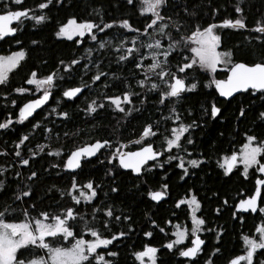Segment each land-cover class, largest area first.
<instances>
[{
    "label": "snow or ice",
    "instance_id": "snow-or-ice-1",
    "mask_svg": "<svg viewBox=\"0 0 264 264\" xmlns=\"http://www.w3.org/2000/svg\"><path fill=\"white\" fill-rule=\"evenodd\" d=\"M0 2L3 3L4 8L0 13V41L7 37L15 38L18 28L22 27L26 21L33 22L34 27L45 23L49 17L43 12L51 4L56 3L63 6L62 0H42L35 5V8L21 7L11 10L9 5L22 6L24 0H0ZM243 2L244 0H237L233 6L236 13L235 19H224L219 24L210 22L206 26L195 24L188 27L182 17H195L197 15L195 5L180 6L173 4L172 0H126L127 5L132 6L140 16L145 17L142 29L134 27L127 18L104 22L101 17L100 22L97 23L94 20H78L75 16H69L64 22L59 23L53 32L55 39L72 41L80 45L81 39L87 37L95 43L94 47L85 49L83 59L87 62L83 64L81 71L88 75L92 68H97V71L90 75L89 81L79 86L64 88L61 92L64 99L73 100L78 97V94H82L83 89H90L97 81H100L101 77H108L109 74L99 70L98 66L103 59L102 54L107 53L109 56L115 54L114 60L118 65L131 62L138 71L141 78L135 79L134 77V83L141 91H131L132 85L125 81V90L120 95L103 97L111 110L114 113H120L122 119L127 118L132 112L139 111L132 103V96L138 97L139 102L144 104L146 94L158 93L157 104L165 105L167 102L168 115H161L159 121L144 125L137 137L126 143L111 139H96L92 143L75 147L66 156H61L59 149L49 150L46 153L47 156L61 157V163H50V167L65 172H75L77 169H82L85 162H90L92 157H96L97 153L107 150L106 162L112 165L106 170L105 175L107 176H112L116 169H120L130 172L139 179L145 172H151L154 168H163L164 165L171 166L172 161H176L174 166L182 173L179 179L184 180L189 175L190 169H196L205 163L203 158H192V152L185 147V144H193L191 130L200 125L196 119L184 122V117L175 104L183 98V94L197 90L196 76L200 74L206 77L203 88H214L216 95L225 101L234 97V94L255 97L259 93L264 98V20L257 19L255 25L249 28L242 16ZM170 7L176 10L177 15L165 14ZM189 8L192 10L190 11ZM210 13L214 17L217 9L211 8ZM94 14L99 16L100 10L96 9ZM13 22L18 27H11ZM112 28H119L123 30V33L131 35L118 34L110 39L98 37V33H104ZM217 28L255 33L254 36H246L245 40H254L260 46V59L254 62L236 60L231 49L220 50L221 36L215 31ZM15 43L20 44L21 41L16 39ZM31 43L35 45L38 42L32 40ZM129 44L131 46H128ZM94 52L95 57H93ZM25 58L26 52L23 48L0 55V86L9 83V73L17 69ZM80 65L81 58L73 57L67 62L60 60L57 71L44 76H39L37 71L32 70L24 83L34 86L35 91L42 92V94L20 106L15 121L11 118L0 121V130H6L14 123L22 124L31 117L49 100L51 89L56 87L55 81L65 78L61 73L67 74L71 79L74 67ZM218 71L225 72L226 77L217 79L214 74ZM112 78L118 79L114 76ZM105 87L108 85L105 84ZM12 91L23 94L28 89L16 87ZM12 104H16V101L13 100ZM104 107V103H97L93 99L83 110L91 116L97 112V109ZM51 113L61 119L67 117L66 112H57L56 108L51 109ZM220 113L221 109L217 104L211 103L204 108L203 116L215 120ZM245 114V108H240L238 117H243ZM47 116L48 114H45L44 118L47 119ZM188 116H192L191 111L188 112ZM256 118L264 123V111H260ZM161 121L164 123H160ZM168 122L171 123V127L166 126ZM39 126L38 122L33 124L32 128L35 130ZM160 128L164 131L161 132ZM43 131L48 133L50 130L45 127ZM186 133L187 136H185ZM65 135L68 134L65 133ZM153 138H157L158 143L153 141ZM28 140V135H21L14 145L16 151L13 155L18 158L19 165H29V159L22 157L20 151L21 146L25 145ZM129 145L136 147L133 150ZM46 147L47 145L37 144L35 150L29 148L30 157L34 159ZM0 155H6V153L0 152ZM99 162L104 163V161ZM12 167V164L8 165L9 169ZM216 167L224 177H228L234 169L239 171L244 180H248L252 175L250 169L257 174L250 194H244L242 191L238 194L241 198L234 200L232 218L243 222L245 219L243 214H256L252 218L254 221L259 219L260 222L254 223V229L250 234H241L242 254H237L226 262V264H256V257L264 256V251H262L264 250V139L245 133L238 151L219 155L216 159ZM6 171L7 169L0 171V176H4ZM20 175L21 173L16 171L13 179ZM35 178H38L35 171L27 176L28 181H33ZM3 185L4 180H0V191L3 190ZM100 187V184H95L92 180L80 184L73 176L70 185L64 190L55 189L61 198H67L72 202L70 206L62 208L58 214L41 211L33 216L25 210L19 222L6 221L5 216L8 209L5 206V211L0 212V264H114V261L108 258L116 257L118 253L110 250L109 245H113L114 241L126 236L127 233L121 231L113 233L110 237L103 236L95 226L99 223L97 217H100L102 212L100 219L103 221L105 230L109 229L113 219L116 222L121 220L129 222L130 217L116 215L111 205L101 204L91 207L93 222L90 223L85 215L74 207L81 204L93 205L98 195L97 189ZM117 191V187L111 188V192L116 193ZM30 192L31 189L26 184L23 189L14 193V200L31 199ZM146 195L152 202H161L168 195L167 183H161L157 189H148ZM215 195L217 194L214 192L213 196ZM222 203L228 205L227 200H223ZM28 207L33 208L34 205L29 204ZM174 207L185 213V218L190 221V227L165 220V225H170L172 228L171 233L168 234L165 232V227H160L153 220L151 228H158L166 236L170 235V238L161 245L163 249L188 261H193L199 256L202 245L205 244L200 234L209 231L214 232L217 238H221L223 229L206 227L205 218L197 215L202 209V204L191 188L185 196L175 201ZM214 211L219 215L221 210L217 208ZM77 220L82 222L79 233L73 230V224ZM132 230L129 223L128 232ZM143 235L148 238L153 235V232L145 231ZM86 237H91V239ZM186 240H190V244H185ZM158 251L157 247L145 244L142 250L134 251L132 256L136 264H157ZM219 251V248H213L212 254ZM205 264H215L212 256L205 260ZM259 264H264V259H259Z\"/></svg>",
    "mask_w": 264,
    "mask_h": 264
},
{
    "label": "trees",
    "instance_id": "trees-1",
    "mask_svg": "<svg viewBox=\"0 0 264 264\" xmlns=\"http://www.w3.org/2000/svg\"><path fill=\"white\" fill-rule=\"evenodd\" d=\"M40 2L42 0H24L22 6L11 4L9 8L11 10L21 7L35 8V5ZM172 3L180 6L195 5L197 13L195 17H182L188 27L195 24L206 26L210 22L219 24L224 19L236 18L233 6L237 0H172ZM62 4L63 6L53 3L44 10L43 14L49 19L42 25L34 27L33 22L26 21L22 27L18 28L15 38L0 41V54L10 53L21 48L26 52L25 60L17 69L9 73V83L0 86V121L7 118L15 121L21 103L35 97L33 87L30 93L26 91L23 94H18L12 91L16 87L28 89L24 81L32 70L37 71L39 76H44L57 71L60 60L67 62L73 57L81 58V65L74 67L71 79L67 74L61 73L65 77L62 82H59L63 86L62 90L89 81L90 75L97 71V68H92L88 75L81 71L83 64L87 62L83 59L85 49L94 46L87 37L81 39L80 45H76L72 41L54 38L53 32L57 25L64 22L69 16H75L78 20L90 19L97 23L100 22L101 17L104 22L127 18L134 27L141 29L145 22V17L140 16L132 6L127 5L126 0H62ZM211 8L217 9L214 17L210 13ZM96 9L100 10L99 16L94 14ZM243 9L242 16L249 28L255 25L257 19L264 20V0H244ZM3 10V3L0 2V12ZM189 10L192 9L189 8ZM165 14L177 15L176 10L171 7ZM215 31L221 36L220 50L231 49L234 52V59L253 62L260 59V46L254 40H245L246 36H254L255 33L227 28H217ZM118 34L131 35L123 33V30L119 28L108 29L97 35L100 39H110ZM16 39L21 43L16 44ZM141 39L144 38L141 37ZM32 40H36L38 43L33 45ZM102 55L103 59L98 68L108 73V77H101L100 81H97L90 89H83L82 94L73 100H66L61 93L56 92L53 97H59V104H53L51 101L46 108L36 113L32 120L22 124L14 123L8 129L0 130V152L6 153V155H0V171L7 169L5 175L0 176V180H4L3 190L0 191V212H4L5 206H7L6 221L19 222L23 218L22 213L25 210L33 216L41 211L58 214L62 208L70 206L72 202L67 198H61L55 189L64 190L70 185L72 177L75 176L80 184L92 180L95 184L101 185L97 189L98 195L94 199L93 205L74 206L85 215L90 223L93 222L91 207L101 204L111 205L116 215L130 217L129 222L123 220L116 222L113 219L107 230L103 229V221L100 219L102 212L100 217H97L99 223L95 226L103 236L110 237L113 233L121 231L127 233L126 236L114 241L113 245H109L110 250L118 253L116 257L108 258L113 260L114 264H136L132 253L142 250L145 244L159 249L157 264H205V260L209 256H212L215 264H226L228 259L242 254L241 234H250L254 229V223L260 221L259 219L254 221L252 214H243L245 217L243 222L234 220L232 209L234 200L241 198L239 193L243 191L244 194H250L253 190L257 174L250 170L252 175L248 180H244L239 172L224 177L215 167V161L219 155L229 154L240 146L245 133L254 134L264 139V123L256 118L260 111H264V98L259 93L255 97L239 94L227 102L219 101L213 88H203L206 78L204 74L196 76L197 90L183 94V98L176 102L175 107L184 117V122L196 119L200 125L191 130L193 144H185V147L192 152V158H203L205 163L196 169H190L189 175L184 180L179 179L182 173L180 169L175 168L176 161H172L171 166L164 165L163 168H154L151 172H145L139 179L130 172L120 169H116L112 176H107L105 175L106 170L112 167L106 162L107 150L99 152L96 158L85 162L83 168L77 169L75 172L53 169L50 167V163H61V157L47 156L46 153L49 150L59 149L61 156H66L75 147L92 143L96 139H111L126 143L128 140L136 138L144 125L159 121L161 115H168V103L157 104L158 93L146 94V103L144 104L139 102L138 97L132 96V103L139 111L132 112L127 118L122 119L120 113H114L103 97L105 95H120L125 90V81L132 85L131 91L140 92L141 90L134 83V77L135 79L141 77L131 62L118 65L114 60L115 54L109 56L104 53ZM95 56L94 52L93 57ZM214 75L216 78H223L225 72L218 71ZM113 76L118 79L112 78ZM105 84L108 87H105ZM93 99L97 103H104L105 107L97 109L96 113L89 116L83 109ZM13 100L16 101V104H12ZM211 103H216L221 109V113L215 120L203 116L204 108ZM242 107L245 108L246 114L243 117H238ZM53 108H56L57 112H66L67 117L61 119L52 114L51 109ZM189 111L192 112V116H188ZM45 114H48L47 119L44 118ZM38 122L40 126L33 130L32 125ZM166 126L171 127L172 125L168 122ZM45 127L50 130L48 133L43 131ZM159 130L164 131L163 128ZM65 133L68 135L66 136ZM21 135L29 136V140L20 149L22 157L28 158L30 161L28 166L19 165L18 158L13 155V152L16 151L14 145ZM156 142L158 143V140ZM37 144L47 145V147L32 159L28 149L35 150ZM135 147L131 146L130 148L134 149ZM99 161H104V163L101 164ZM9 164L13 165L11 169L8 168ZM16 171H19L21 175L13 179ZM32 171L37 173L38 178L28 181L27 176ZM162 177L163 179H161ZM161 183H167L168 195L162 202L153 203L147 198L146 192L148 189L159 188ZM26 184L31 189V199L14 200V193L23 189ZM112 187H117L118 191L111 192ZM190 188L202 204V209L197 215L205 218L206 227L218 230L222 228L223 232L221 238H217L214 232L209 231L200 234L201 238L205 240L201 253L193 261H186L161 247L170 238V235L166 236L158 228L152 229L151 221L154 220L160 227H165V232L168 234L171 233L172 228L170 225H165V220L190 227V221L185 218V213L174 207L175 201L185 196ZM214 192L217 195L213 196ZM223 200H227L228 205H224ZM29 204L34 207L29 208ZM217 208L221 210L219 215L214 211ZM81 223L79 220L74 222V232L81 231ZM129 223L133 229L131 232H128ZM145 231H152L153 235L146 238L143 235ZM189 243L188 240L186 244ZM213 248H219L220 251L213 255ZM259 259H264V256L256 257V264H259Z\"/></svg>",
    "mask_w": 264,
    "mask_h": 264
},
{
    "label": "flooded vegetation",
    "instance_id": "flooded-vegetation-1",
    "mask_svg": "<svg viewBox=\"0 0 264 264\" xmlns=\"http://www.w3.org/2000/svg\"><path fill=\"white\" fill-rule=\"evenodd\" d=\"M222 72V71H221ZM226 77V73H225V76L223 77V78H217V79H224ZM59 82H62V80H60V79H57L56 81H55V84H56V87H54L53 89H51V92H52V97H51V99H50V102L49 103H51V101L53 102V104H57V100H59V97H53V95L56 93V92H59V93H61L62 92V84H60ZM28 86V92L30 93L32 90H31V88H32V86H30V85H27L26 84V87ZM214 89V88H213ZM42 94V92H37V93H35V97H33V98H31V99H35V98H37V97H39L40 95ZM216 94V93H215ZM217 96V95H216ZM218 98V97H217ZM31 99H29V100H31ZM29 100H27V101H29ZM219 101H225V100H220V99H218ZM27 101H25L24 103H26ZM60 101V100H59ZM229 101V100H228ZM225 102H227V101H225ZM24 103H21V105L20 106H22ZM19 106V107H20ZM55 106V105H54ZM19 107H18V110H19ZM127 107V106H126ZM18 110H17V113H18ZM33 118V117H32ZM32 118L31 119H28V120H25L24 122H26V121H30V120H32ZM23 122V123H24ZM187 134V133H186ZM185 134V135H186ZM153 141H157V138H153ZM131 146H134V145H129V147H131ZM135 149V148H134ZM133 149V150H134ZM238 149H239V146L238 147H236L235 149H233L232 151H234V150H237L238 151ZM231 151V152H232ZM231 152L229 153V154H231ZM215 167H216V161H215ZM239 167V166H238ZM217 168V167H216ZM218 169V168H217ZM219 170V169H218ZM251 170V169H250ZM249 170V171H250ZM220 171V170H219ZM221 172V171H220ZM235 172H239V171H237L236 169H234L233 170V172L232 173H230L229 174V176L230 175H232V174H235ZM222 173V172H221ZM223 175V174H222ZM190 242V241H189ZM190 244V243H189Z\"/></svg>",
    "mask_w": 264,
    "mask_h": 264
},
{
    "label": "water",
    "instance_id": "water-1",
    "mask_svg": "<svg viewBox=\"0 0 264 264\" xmlns=\"http://www.w3.org/2000/svg\"><path fill=\"white\" fill-rule=\"evenodd\" d=\"M0 13H2V12H0ZM16 25H17V24H16L15 22H13L10 26H11V27H16ZM15 35H16V34H15ZM9 38H13V37H7V38H5V39H9ZM82 91H83V90H82ZM214 91H215V89H214ZM80 95H81V94H78V96H80ZM237 95H239V94H234V97L237 96ZM51 97H52V92H51V94H50V96H49V100L45 103V105H43L40 109H37V110L33 113V115H32L31 117H29L28 119H31V118H32L36 113H38L40 110L46 108L47 105H48L49 102H50ZM217 97H218V95H217ZM37 98H38V97H37ZM232 98H233V97H230L229 100L232 99ZM35 99H36V98H35ZM73 99H74V98H73ZM218 99L223 100V98H220V97H218ZM227 101H228V100H227ZM27 102H28V101H27ZM27 102H26V103H27ZM28 119H27V120H28ZM98 154H99V153H97V155H98ZM96 157H97V156H96ZM96 157H92L91 159H94V158H96ZM163 200H164V199H163ZM163 200H162V201H163ZM162 201H161V202H162ZM153 203H155V202H153ZM159 203H160V202H159ZM252 215H255V214H252ZM203 246H204V245H202V248H203ZM182 259L186 260L185 258H182ZM186 261H188V260H186Z\"/></svg>",
    "mask_w": 264,
    "mask_h": 264
},
{
    "label": "rangeland",
    "instance_id": "rangeland-1",
    "mask_svg": "<svg viewBox=\"0 0 264 264\" xmlns=\"http://www.w3.org/2000/svg\"><path fill=\"white\" fill-rule=\"evenodd\" d=\"M74 39H76V38H74ZM93 44H94V46H95V43H94V42H93ZM94 46H93V47H94ZM6 54H9V53H6ZM0 55H4V54H0ZM32 87H33V89H34V92L37 93V92L35 91L34 86H32ZM27 92H28V91H27ZM89 239H91V237H90ZM189 241H190V240H189ZM187 242H188V240L185 241V244H186Z\"/></svg>",
    "mask_w": 264,
    "mask_h": 264
}]
</instances>
